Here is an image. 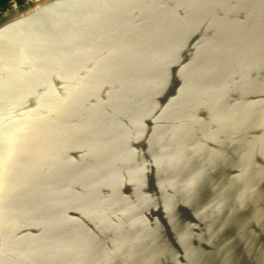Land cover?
Returning <instances> with one entry per match:
<instances>
[{
  "label": "water",
  "instance_id": "1",
  "mask_svg": "<svg viewBox=\"0 0 264 264\" xmlns=\"http://www.w3.org/2000/svg\"><path fill=\"white\" fill-rule=\"evenodd\" d=\"M0 264H264V0L1 12Z\"/></svg>",
  "mask_w": 264,
  "mask_h": 264
},
{
  "label": "trees",
  "instance_id": "2",
  "mask_svg": "<svg viewBox=\"0 0 264 264\" xmlns=\"http://www.w3.org/2000/svg\"><path fill=\"white\" fill-rule=\"evenodd\" d=\"M23 0H0V13L5 11L12 2H22Z\"/></svg>",
  "mask_w": 264,
  "mask_h": 264
},
{
  "label": "rangeland",
  "instance_id": "3",
  "mask_svg": "<svg viewBox=\"0 0 264 264\" xmlns=\"http://www.w3.org/2000/svg\"><path fill=\"white\" fill-rule=\"evenodd\" d=\"M15 4H18V2H12L9 7H11V6L15 5Z\"/></svg>",
  "mask_w": 264,
  "mask_h": 264
}]
</instances>
